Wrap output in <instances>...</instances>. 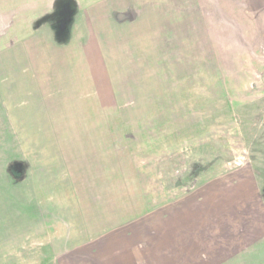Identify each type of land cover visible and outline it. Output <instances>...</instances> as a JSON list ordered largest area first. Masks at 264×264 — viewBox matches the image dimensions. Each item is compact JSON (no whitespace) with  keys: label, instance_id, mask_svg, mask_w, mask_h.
<instances>
[{"label":"crops","instance_id":"1","mask_svg":"<svg viewBox=\"0 0 264 264\" xmlns=\"http://www.w3.org/2000/svg\"><path fill=\"white\" fill-rule=\"evenodd\" d=\"M15 3L11 15L1 17V20H10L13 29L0 45V68L5 70L3 78L17 82L20 87L14 91L1 84L0 93L5 91L3 100L14 99L16 95L20 103L23 99L32 106L39 130L49 133L50 142L65 156L59 160L63 168H69L68 179L79 200H76L79 212L80 200L87 201L81 205L85 218L80 224L81 243L66 250V255L72 258L68 262L247 264V247L251 243L229 241L231 233L226 229L224 235L222 230L219 232L220 237L213 235L210 227L218 215L216 208L210 211L208 221L207 201L197 191L195 194H191L192 190L171 192L164 186L157 164L145 163L152 170L145 174L150 182L149 193L145 194L138 188L117 190L114 176L104 175L100 182L103 173L91 174V165L88 169L85 164L89 155L84 153V142L73 136L78 132L76 121L84 106L77 101L61 103L66 108L62 113L65 120L61 122L57 117L59 105H46L45 101L60 100L64 93L57 82L46 85V59L50 57L48 67L54 69L55 76L59 70H70L78 63L81 73L75 76L88 83L95 82L98 85L95 93L99 94V86L107 87L109 96H103L101 106L117 108L118 114L116 120H103V123L119 122L113 131L125 136V148L129 151L134 147L141 149L137 143H145V139L152 148L156 143L154 131L175 134L202 131L203 117H208L203 116V111L212 109L219 100V72L227 79L231 77V82H225L229 84L239 83V76L247 78L248 71L252 75L258 73L264 80V0H16ZM41 18H53V22L33 31L32 21ZM17 22L24 24L21 29H14ZM14 69H18L17 73ZM240 69L247 72H239ZM203 83L208 90H202ZM123 104L130 106L129 109H122ZM16 110L21 119L23 108ZM9 117L8 107L7 118L13 131L28 132L26 124H19L20 120L12 122ZM70 118H75L76 129L72 121L69 123ZM97 126L102 129L101 133L109 134L105 126ZM58 132L71 136L67 141L59 140ZM117 133H113V138L117 139ZM99 137L103 145L111 146L110 136V139ZM135 139L137 142L130 146V140ZM118 144L119 141H114L115 147ZM79 150L82 154L76 171L73 160ZM118 154L120 159L129 156L127 152ZM147 154L150 153L147 151ZM79 170L81 187L76 175ZM133 175L138 180V173ZM118 193L126 194L127 201ZM191 198L198 200L191 201ZM197 202L201 205L197 206ZM217 206L229 207L227 203ZM154 213H160V220H152ZM133 216L136 220H131ZM202 218L206 219L205 223ZM153 229L160 230L162 236L157 251L149 242L154 238ZM219 238H225L228 243L220 244ZM141 239L145 241L138 243Z\"/></svg>","mask_w":264,"mask_h":264},{"label":"rangeland","instance_id":"2","mask_svg":"<svg viewBox=\"0 0 264 264\" xmlns=\"http://www.w3.org/2000/svg\"><path fill=\"white\" fill-rule=\"evenodd\" d=\"M15 1L0 0L1 46L12 31L10 20H1V17L11 15V8H16ZM45 18L32 21L33 31H38L41 26L53 22V18L48 20ZM23 25L17 22L14 29H21ZM49 59L48 56L46 85L57 82L64 93L60 100L45 103L59 105L57 117L61 122L65 120L62 113L66 109L60 105L61 103L71 104L77 101L79 105L84 106V112L76 121L78 132H74L73 136L84 142L82 144L84 153L89 155V160H86L85 164L88 169L91 165V174L96 171L103 173L100 182L104 180V175L114 176L117 190L138 188L145 194L147 191L149 193L150 184L145 174L152 171L151 168L147 169L145 163H153L155 166L157 164L160 168L159 176L164 177V186L171 192L192 190L191 194H195L197 191L196 194L207 201L209 207L205 213L208 214V221L210 211L216 208L218 215L210 227L213 235L220 237L219 232L222 230L224 235L226 229L231 233L229 241L235 239V242L237 240L246 244L250 242L251 245L247 247L249 253L246 263L264 264V99H261L264 93V80L261 75L258 73L252 75V71H248L250 75L247 78L239 76V83L229 84L225 82H231V77L227 79L219 72L217 79V82H221L217 84L219 100L211 106L212 109L203 111V116L208 117H203L201 132L175 134L157 130L153 134L156 142L153 144L154 147L151 148L145 139L142 140L145 143H137L141 149L134 147L129 151L130 149L125 148L127 141L125 136L113 131L119 122L103 123V120H116L118 114L117 108L106 109L101 106L103 96H109L107 87L104 89L103 86H99V94L95 93L98 86L95 82L88 83L75 76L80 72L77 68L78 63L70 70H59L55 76L54 69L48 67ZM14 71L17 73L18 69ZM238 71L247 72L245 69ZM3 72L4 67L0 68V89L1 84L9 87V90L18 89L20 84L3 78ZM68 86L70 89L65 90L64 88ZM138 87L136 85V88ZM110 88L109 86V90ZM208 89L207 84L203 83L202 90ZM4 92L0 93V264H71L72 262H68L72 259L71 255L68 256L65 252L76 248L75 244L81 243L80 224L85 220L81 205H85L87 201L80 200L79 212L76 202L78 198L68 179L69 168L67 170L63 168L59 160L65 156L61 151V154L57 152L55 143L50 142L51 135L39 130L38 120L34 121L32 106L26 104L23 99L20 103L15 99L16 95L14 99L3 100ZM136 100L138 102V99ZM97 104L100 106H95ZM20 106L24 115L21 119L16 110ZM8 107L10 120L12 122L20 120L19 124H26L28 132L13 131L7 118ZM129 107L126 104L122 105V109ZM71 109L74 116L75 106ZM45 119H49L48 111ZM96 120L97 125L105 126L109 134L101 133L102 129L96 125ZM71 121L74 126L75 118H70L69 123ZM74 128L76 129L75 126ZM112 132L117 133V139L113 138ZM100 135L113 139L110 147L101 143ZM70 136L71 134L58 132L59 140L67 141ZM114 141H119L118 148L115 147ZM130 141V146L137 142L136 139ZM147 146L150 150H147ZM119 151L123 155L127 152L128 158L124 155L120 159ZM147 151L150 154H147ZM142 153L143 156L139 155ZM81 154L79 150V154L73 160L74 165H77L76 171L80 167L77 163L81 161L79 159ZM160 157H163L162 161ZM76 159L78 160L75 161ZM19 160L28 163L25 175L21 179H17L11 172L12 167H18L22 163ZM97 164H103L104 167L99 168ZM136 172L139 175L138 180L133 175ZM76 175L81 187L83 184L81 171L79 170ZM118 194L127 201L126 194ZM104 199L105 197L102 198ZM192 200L197 201L198 198H191ZM128 201L132 202L130 199ZM224 203L229 207L217 206V204L224 206ZM196 205L201 204L197 202ZM154 216L152 220H160V213H154ZM131 220L136 219L133 216ZM201 221L205 223L206 219L202 218ZM151 231L154 232V238L149 242L153 243V250L157 251L162 236L160 230ZM144 241L141 239L138 243ZM223 242L228 243L225 238L219 241L220 244ZM201 253L203 255V251Z\"/></svg>","mask_w":264,"mask_h":264},{"label":"trees","instance_id":"3","mask_svg":"<svg viewBox=\"0 0 264 264\" xmlns=\"http://www.w3.org/2000/svg\"><path fill=\"white\" fill-rule=\"evenodd\" d=\"M21 161V160H19ZM22 163L19 164L18 167H12L11 168V172L13 174V176H15L17 179H21L22 177H24L25 175V163L23 161H21ZM15 173V174H14Z\"/></svg>","mask_w":264,"mask_h":264}]
</instances>
